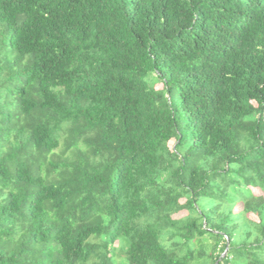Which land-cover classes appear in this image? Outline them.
Masks as SVG:
<instances>
[{"label":"trees","instance_id":"obj_1","mask_svg":"<svg viewBox=\"0 0 264 264\" xmlns=\"http://www.w3.org/2000/svg\"><path fill=\"white\" fill-rule=\"evenodd\" d=\"M218 260L264 264V0H0V264Z\"/></svg>","mask_w":264,"mask_h":264},{"label":"rangeland","instance_id":"obj_2","mask_svg":"<svg viewBox=\"0 0 264 264\" xmlns=\"http://www.w3.org/2000/svg\"><path fill=\"white\" fill-rule=\"evenodd\" d=\"M161 86H162V85H161L160 83H157V84H156V87H157V88H160ZM170 146H171V147L173 146V141L170 142ZM60 150H61V149L59 148V149L57 150V152H60ZM252 190H253V192H254L256 195H262V194H263L262 191H261L260 189H258V188H252ZM183 200H184L183 198L180 199L181 202H183ZM240 209H241V205H240V204H237V205H236V210L238 211V210H240ZM186 214H187V211L184 210V209H182V210H180V211L174 213V214L172 215V217L175 218V219H179V218L184 217ZM249 216H250L251 218L257 220V217H256L255 215L250 214Z\"/></svg>","mask_w":264,"mask_h":264},{"label":"water","instance_id":"obj_3","mask_svg":"<svg viewBox=\"0 0 264 264\" xmlns=\"http://www.w3.org/2000/svg\"><path fill=\"white\" fill-rule=\"evenodd\" d=\"M218 262H219V260H218V261H216V263H215V264H218Z\"/></svg>","mask_w":264,"mask_h":264}]
</instances>
